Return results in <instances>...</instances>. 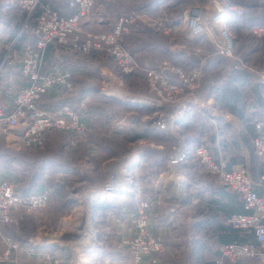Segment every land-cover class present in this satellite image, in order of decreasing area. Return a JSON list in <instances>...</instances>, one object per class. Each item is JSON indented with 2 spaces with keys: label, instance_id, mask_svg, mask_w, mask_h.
<instances>
[{
  "label": "built area",
  "instance_id": "obj_1",
  "mask_svg": "<svg viewBox=\"0 0 264 264\" xmlns=\"http://www.w3.org/2000/svg\"><path fill=\"white\" fill-rule=\"evenodd\" d=\"M109 2L67 0L71 13L63 15L52 8L50 0H15L14 8L24 14V19L18 34L7 45L0 59V71L17 79L18 83L11 99L6 98L7 92L0 97V142L36 150L46 144L48 136L62 133L66 135L71 149L91 145V128L81 119L82 103L74 106L67 100L53 109L42 105L44 95L50 90H63L68 99L74 91L72 76L60 65L43 69L49 45L60 47L70 54L99 52L108 55L123 75L143 71L146 92L140 99L145 107L153 108L152 114L140 118V124L136 126L128 127L121 121L117 122L115 132L156 128L174 135L176 144L167 154L165 163L168 175L182 177L176 168L182 163L195 162L224 189L234 192L244 210L231 214L226 220V224L238 230L243 239L220 243L214 264H233L245 259L264 263V106L258 108L248 104L246 108L253 127L252 146L261 170L259 179L255 181L243 165L228 166L222 157L215 159L205 137L192 147L176 130L180 120L192 110L205 116L217 133L219 125L225 121V112L216 107L213 99L197 95L207 55L202 48H183L195 58L190 66L163 58L145 68L124 42L125 36L137 23L167 36L184 31L190 38L205 37L214 55L236 61L234 68L253 70L249 63L235 54V37L227 28L231 14L243 16L246 8L227 0H208L205 4L190 5L179 19L171 20L165 6L159 4L155 14L140 10L120 13L109 30L84 29L85 22L92 17L96 22L109 21ZM24 31L34 36L32 43L19 44ZM250 32L256 38H264V24L252 26ZM256 79L264 99V67L256 71ZM172 106V111L164 109ZM216 142L220 147L219 136ZM123 165L121 168L114 165L107 181L88 191L84 200L89 213L75 211L69 230H66L63 221L55 229L41 225L35 240L23 242L7 234L5 227L21 219L25 213H39L48 207L54 190L49 187L39 190L38 185L18 190L8 179H0V264H97L99 259L95 254L101 251L102 242L100 231L93 224L91 210L94 212L97 206L107 205L111 200L109 194L115 196L116 201H122L107 208L98 207L101 218L105 221L111 216L116 225L132 228L130 236L121 239L118 244L127 254L124 264H159L166 244L164 236L153 231L154 222L164 214L161 205L168 199L177 197L184 201L188 194V181L182 177L181 182L173 179L166 184L162 178L168 176L161 174L153 185L136 182L135 187L130 188L121 175L130 167L133 172L139 167L135 164ZM119 195L131 196L132 205L125 204V197ZM114 209L117 210L113 212ZM66 232L76 237L65 238Z\"/></svg>",
  "mask_w": 264,
  "mask_h": 264
},
{
  "label": "crops",
  "instance_id": "obj_2",
  "mask_svg": "<svg viewBox=\"0 0 264 264\" xmlns=\"http://www.w3.org/2000/svg\"><path fill=\"white\" fill-rule=\"evenodd\" d=\"M117 1L118 0H110L109 2V10L107 13L110 17L109 21L96 22L92 17L89 21L85 22L84 29L89 31L111 29L115 17L122 13L118 11L120 8L127 11L140 10L155 14L157 6L162 4L161 2H151L149 4L144 3L140 5L143 7L129 9L130 7L128 3L125 1L123 2V0H119L121 3L116 6ZM227 1L238 6H243L247 11L263 2V0ZM14 2L15 0H0V52L5 51L10 41L18 34L23 23L24 14L19 13L14 8ZM50 3L53 9L63 15L71 13L67 7V0H50ZM168 16L171 20H174L171 16V12ZM256 20H258V18L256 14L252 12H247L245 16H239L236 13L231 14L227 28L235 37V42H237V44L239 43L243 32L247 33L248 29H251L252 26L264 24L258 23ZM177 37L189 39L190 42L188 43L190 45H188L187 40L183 41L181 38L178 40ZM193 39H198L199 43H201L200 40H204L203 45L208 46L209 42L205 37L190 38L184 31H178L174 36L162 35L156 33L146 25L137 23L131 29L130 33L125 36L124 42L125 47L131 52L138 63L146 68L151 67L156 60L163 58L181 63L184 66H190V62L195 58L188 55L183 48L190 50L195 46H200L197 41L193 42V45H191ZM33 40L34 36L29 31H24L20 35L19 44L26 42L32 43ZM252 43L254 49H251L250 51L255 52L251 56L249 65L253 70H247L244 68L236 69L234 68V62L232 59L214 55L213 52L208 58H206L205 63H208L205 67L208 71L207 75L210 77V80L207 82L203 77L198 91L203 89L199 96L210 97L213 99V103L216 107L219 110L224 111L226 114L225 121L219 125L218 133L205 116L203 117V115L196 114L198 112L194 110L189 111L185 118L180 120L179 125L186 128L188 133H190V136L187 134V137L184 138L190 146L193 147L200 142L201 137H205L210 153L215 159L222 157L228 166L237 164L243 165L248 169L251 179L256 181L259 179L261 170L259 169L257 157L252 146V137L254 135L253 127L249 122L246 108L248 104H254L258 108L264 106V99L256 79V71L264 67V39H253ZM258 56H260L259 59ZM97 58L110 59L112 65L116 68L112 58L103 53L92 52L88 54H70L60 47L49 45L46 48L43 69L49 70L52 69L55 64L60 65L61 68L68 71L72 76L74 91L70 95V99H68L63 90H50L44 95L42 105L46 109H53L67 100L71 101L74 106H78L80 103L85 104L86 102H91L93 104L99 102L101 100V95H105V93L103 94L102 90L99 91L98 87H96V69H98L99 74L103 76L108 73L107 71L109 67L100 65L96 61ZM224 61H227V64ZM141 72L145 85V75L143 71ZM117 81L120 84L123 83L120 77H118ZM17 83V79L14 80L12 77L6 75L5 71H0V97H4V93L7 92L6 98L11 99L13 93L10 90L14 92V87ZM205 84H209V90H205ZM105 96L108 98L111 94L106 93ZM135 101L142 103L141 99H135ZM103 112L104 110L99 113H96L93 110L91 112L86 111V113L82 112L84 115H81V119L92 130L102 131L105 126L104 117L102 115ZM160 132L162 133H157L159 136L155 137L158 140L153 137L151 145L154 149L152 151V156H148V158L151 159V162H158L155 163L158 166L161 165L162 167H165L166 158H164V154L167 150L162 143L163 141L160 140V137L164 136L166 138V136H168V139H173V142L175 143L176 137L168 132ZM57 134L58 133H56V135ZM60 134L66 138L65 134ZM56 135L50 136L55 137ZM218 136L220 147L216 142ZM92 143L93 142H91L90 146H85L90 152L95 150ZM10 146L11 148L17 147L11 144L6 145V147ZM69 149L73 150L71 148ZM79 150L80 149L77 148L74 151L79 153ZM0 157L7 156L0 154ZM20 160L21 159L15 155L12 157L11 164H15ZM142 161H144V159L141 157L139 162ZM161 161L163 164L160 163ZM26 164H29V162H26ZM61 165L62 163L58 160L54 163V166H50L46 170L44 167L41 174L33 179L27 174L26 170L20 171L16 170V168L13 170H3L0 168V179H8L15 186L22 181V185L24 186H20L21 188L38 185L39 187H37L39 190H43V188L49 187L54 190L51 197L52 202H58V200L63 198L62 189L67 187L69 179L72 178L67 170L60 169ZM73 166L76 167L75 173L77 174H81V169L93 170L90 155L87 154L79 155L71 167ZM196 166L199 169L200 166L197 163H182L178 166L179 168L177 170L180 172V175H178L186 178L188 181V194L184 198V201L177 197L168 199L161 205L164 214L154 222L153 231L163 235L166 244L164 252L160 255L159 264H214V260L218 255L217 247L220 243L243 239L238 230L233 229L226 224V220L231 214L244 211L240 199L234 192L224 189L215 178L207 175L201 170V167V171L196 170ZM133 173L136 174V171ZM84 181L85 179L81 178L78 183H83ZM260 190L261 189H259V191ZM120 201H122V199H119L117 203ZM123 201L128 206H131L133 202L132 197L129 195L126 196ZM172 208L174 210L171 211L170 209ZM116 210L117 209H114L113 212ZM97 215L99 219H102L101 212L98 211ZM99 219L96 218V220ZM48 221H50V219H48L47 222ZM107 221L111 223L112 230L105 232L101 229V242L116 245L121 252L115 255L112 250L107 251V253L104 254L105 256L103 257V260H100L97 264H110L111 260L114 262L118 255L120 262L118 264H124V257L127 254L118 244L121 239L130 236L132 228L116 225L111 216L108 217ZM19 224L22 226L26 225L25 222ZM41 225L50 226L47 224ZM20 228H16L15 222H13L5 227V231L20 242L28 241L29 239H36L35 237L37 234H33V232L26 230L25 227L20 226ZM237 264L264 263L259 262L256 259H245Z\"/></svg>",
  "mask_w": 264,
  "mask_h": 264
},
{
  "label": "rangeland",
  "instance_id": "obj_3",
  "mask_svg": "<svg viewBox=\"0 0 264 264\" xmlns=\"http://www.w3.org/2000/svg\"><path fill=\"white\" fill-rule=\"evenodd\" d=\"M124 1L128 3L130 7L129 9L143 7L140 5L144 3L149 4L151 2H161L165 6V9L169 13L171 12V16L174 20L179 19L183 11L190 5L195 3L205 4L208 2V0H123V2ZM119 3H121V1L118 0L116 6H118ZM118 11L123 12L127 10H122L120 8L118 9ZM180 38L181 37H179L178 39ZM181 40H187V43L190 42L189 39L181 38ZM195 41L198 42L199 40L193 39L191 41V45H193V42ZM203 41L204 40H200L201 43L198 42L200 44V47L206 54H211L212 47L208 42L205 43H208L209 47L203 45ZM188 45L190 44L188 43ZM4 52L5 51L0 52V57H2ZM96 61L100 65L109 67L107 71L108 73L103 76H101L98 72L99 70L96 69V87H98L99 91L102 90L103 94L105 93V95L106 93H110V97L113 98H107L105 95H101V100L99 102H96L95 104L86 102L81 108V113H86V111L91 112L92 110L96 113L104 110V112L106 113H102L105 123L103 130L98 131L91 129V142H93L92 144L95 149L93 152H90V150L85 146L79 147V153L75 152V149L70 150L67 146V138H65L60 133H58L57 135L54 134L56 135L55 137L48 136L46 144L42 148L36 150H27L22 147H6V145H8L7 143L0 142V154L7 156L0 157V168L3 170H13L14 168L20 171L26 170L27 174L33 179L34 177H38L39 174H41L44 167L46 170L48 169V167L54 166V163L59 160V162L62 163L60 169L67 170V172L71 174L70 176L72 177L71 179H69V184L67 185V187L65 189H62L63 198L58 200V202H52L51 200L48 207H46L39 213H25L21 219H17L14 221L16 228H20V226L25 227L26 230L33 232V234H37L38 232H40L39 225L47 224L50 226L44 225L46 228L55 229L57 228L58 224L63 221L66 230H69L71 228L70 223H72L71 219L75 211L83 210V212L89 213V209L86 207V201L84 200V198L87 197L86 194L88 193V191L92 190L94 187L103 185V183H105L109 178V172L116 164L119 168L124 167L123 164L125 163L130 164V166L132 164H135L136 166L138 165L139 169L136 170V174L133 173V168L130 167V169H126V173H123L121 175L125 181V185L130 188L135 187L136 182H148V184L151 185L159 178L160 174H163V176H168L162 178V181L163 179L167 180V184L173 179H183L182 177L169 176L166 172V166H158L157 164H155L158 162H151V159L148 158V156H152V151L154 149V147L151 145L153 137H158L159 135H157V133H162L158 129H141V131L139 132H131L130 130L125 131V129H123L124 131L119 130V132H115V126L117 122L121 121V123L128 125V127H131L133 125L136 126L140 124V118L144 117L145 115L152 114L153 108L145 107L144 105H142V103H138L135 101V99H140L139 96L143 95L146 90L143 82L142 72L138 70L133 75L123 76L119 73L120 71L112 65L110 59L97 58ZM225 63L227 64V61ZM118 77H120L123 81L122 84L118 83ZM202 90L203 89L198 91L197 95H200ZM10 91L13 93L12 90ZM166 110L172 111L174 110V107H167ZM133 111L136 114L135 118V114H132ZM84 113L82 114L84 115ZM196 114L202 115L201 113ZM131 121L132 123H130ZM176 130L183 138H186L187 134L188 136H190L188 130L186 128H183L179 124H177ZM134 133L139 135L141 134L140 138L133 141L128 140L130 139V137H132V135H134ZM162 137H160V140L163 141L162 143L165 145V149L167 150H165L166 153L163 152L165 153L164 158H166L167 154L176 143L173 142V139L169 140L168 136H166V138L164 136ZM155 139L158 140L157 138ZM85 154L90 155L93 170L81 169V174H77L75 173L76 167L71 166L75 163L79 155ZM15 155L18 156L21 160L16 162L15 164H11L12 157ZM141 157L144 159V161L139 162V159ZM26 162H29V164H26ZM160 163L163 164L162 161ZM178 168L179 167L176 168V172L180 175V172H178L179 170H177ZM200 169V167L198 169L196 166V170L199 171ZM81 178L85 179V181L83 183H78ZM22 184L23 182L20 181V183L16 185L18 187V190H24L26 188H21L20 186H24ZM83 193L85 194L84 197ZM119 196L125 197L122 195ZM108 197H111V200L107 203V205L97 206V208H107L111 206V204H117L115 196L109 194ZM97 211H99V209H95L94 212L93 210H91L92 214L94 215L93 224L99 229V231H101V229H103L105 232L109 230L111 231V223L107 220L104 221V219H99ZM96 218L99 220H96ZM48 219H50V221L47 222ZM24 222L26 223L25 226L19 224ZM101 238L102 236L99 239ZM100 247L101 251H98V253L95 254L96 258L99 259V261L103 260V257L105 256L104 254H106L107 251L112 250L115 255L121 252L116 245L109 243L106 244L102 242ZM118 257L114 262L111 260L110 264L120 263Z\"/></svg>",
  "mask_w": 264,
  "mask_h": 264
},
{
  "label": "trees",
  "instance_id": "obj_4",
  "mask_svg": "<svg viewBox=\"0 0 264 264\" xmlns=\"http://www.w3.org/2000/svg\"><path fill=\"white\" fill-rule=\"evenodd\" d=\"M262 3H259V5L254 6V8H252L249 11H247V9H246V13L247 12H252V13H255L256 14V16L258 18V20H256V21L258 23H264V6H263ZM245 14H244V16H245ZM253 39H255V40H263L264 38H256V37H254L251 34L250 28H249L248 31H247V33H244V32L242 33V37H241L239 43L237 44V42H235V46H234L235 54L238 55L242 59V61H244L246 63H249V61L251 60L252 54L255 52V51H250L251 49H254V45L252 43V40ZM202 51H203V49H202ZM209 55L210 54H207L206 55V58H208ZM259 58H260V56H258V59ZM173 60H176V59H173ZM233 62H234L233 63V65H234L236 63V61H233ZM207 63L204 64L203 70H204V73H205L204 79H205V81L208 82L210 80V77H208V75H207L208 74V71L206 70V67H205V65L207 66ZM204 87H205V90L206 89L207 90L210 89L209 84H205ZM164 109L166 110V108H164ZM187 163H190V162H187ZM241 261H238V262H241ZM238 262H236L235 264H237Z\"/></svg>",
  "mask_w": 264,
  "mask_h": 264
},
{
  "label": "water",
  "instance_id": "obj_5",
  "mask_svg": "<svg viewBox=\"0 0 264 264\" xmlns=\"http://www.w3.org/2000/svg\"><path fill=\"white\" fill-rule=\"evenodd\" d=\"M140 136H141V134L140 135L139 134H134V135H132V137H130V139H128V137H127V139L130 140V141H133V140H136V139L140 138ZM96 210H97V208H96ZM64 237L68 238V239H71V238H75L76 235L66 232Z\"/></svg>",
  "mask_w": 264,
  "mask_h": 264
},
{
  "label": "bare ground",
  "instance_id": "obj_6",
  "mask_svg": "<svg viewBox=\"0 0 264 264\" xmlns=\"http://www.w3.org/2000/svg\"><path fill=\"white\" fill-rule=\"evenodd\" d=\"M168 179H169V178H168ZM174 180H175V181H180V182H181L183 179H174ZM163 182H165V183H166V182H167V180H165V179H164V180H163ZM169 183H170V181H169ZM166 184H167V183H166ZM82 211H83V210H82Z\"/></svg>",
  "mask_w": 264,
  "mask_h": 264
}]
</instances>
